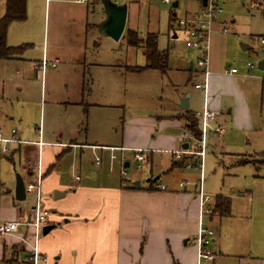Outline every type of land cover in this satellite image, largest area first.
Segmentation results:
<instances>
[{
  "label": "crops",
  "instance_id": "obj_1",
  "mask_svg": "<svg viewBox=\"0 0 264 264\" xmlns=\"http://www.w3.org/2000/svg\"><path fill=\"white\" fill-rule=\"evenodd\" d=\"M36 1L41 6L40 24L46 28L44 36L47 42L51 37V23L52 37L56 39L61 32L59 25L62 20L59 17L65 15L66 21L77 27L73 37L85 42V54L82 51V54L78 55L81 57L80 62L70 58L67 70L58 72L67 79L65 89H41L40 123L36 126L35 135L30 129L19 132L16 126L6 127L8 125L6 120L14 121L18 115L9 112L2 116L0 130L6 137H11V130L16 129L22 143L9 145L12 156L2 154L0 156L9 158L14 165L15 155L22 159L25 157L23 169L26 179L20 175L25 185L36 181L38 174V170H31L28 167V162L35 166L41 162L43 192L64 194L59 195V198H63V203H60V200L58 205L52 204L56 209L53 211L56 219L47 226L57 225L56 228L59 227V231L67 236L73 255L70 264H199L198 248L193 245L192 240L200 228V223L205 228L212 229L211 225L215 221L221 222L222 219L229 218L230 213L222 214L220 209H212L211 215L202 216L198 197L201 191V172L195 186L196 192H190L189 189L194 190L190 184L179 182L181 170H188L185 169L188 157L179 160L175 158L174 152L197 150V146L193 147L191 140L186 137V134L191 135L187 129L188 114L196 116L201 129V115L199 117L197 113L199 108L197 98L200 96H194L193 89L195 92H202L203 108L207 99L211 110L221 112L222 120L217 123L219 122L225 129L224 134L227 140L229 139L226 144L229 148L234 149L241 145L239 137H235L237 134L232 129H237L238 132L253 130L249 98L240 87V81L244 77L226 74L225 67L211 70L208 91L205 92L195 88L196 84L204 81L203 70L201 71L197 64H190L188 69L178 65L172 66L169 51L160 49L161 52L168 53L166 72L151 69L137 72V67L148 66V61L145 66H137L124 57H117L114 59L116 63L111 64L98 62L88 55L90 51L88 44L93 46L92 50L95 48L99 50L104 39L111 40L99 33L100 24L106 19L102 0H88L86 3H77V0ZM136 1L139 0L115 2L118 5H128L126 28L120 41L115 42L117 44L127 36L128 24L131 31L137 32L131 20V9L138 4ZM193 1L200 5L199 9L204 6L203 0ZM30 2L31 0L26 1L27 14H32L37 20L35 11L38 7L33 5L29 11ZM52 3L56 5L70 3L81 8L79 13H73L59 6L52 8ZM178 3L180 6L179 0ZM6 5L7 0L0 19L6 13ZM196 14H189L186 18H193ZM171 17L170 15L169 28L174 32L175 39L177 33ZM27 19L28 16L25 21L15 23L26 25ZM220 25L224 26L225 23ZM17 34V30H11L10 25L7 34L9 46L18 47L13 46L18 44L15 43ZM95 34L98 38H95L97 37ZM184 34L186 35L185 32ZM21 42H24L23 37ZM128 47L133 51L142 49L146 59L142 47L134 48L129 45ZM48 52L49 48L44 49L42 61L49 62ZM21 61H24L22 55L12 61H0V65ZM56 61L59 64L52 69L60 66L61 61L58 57L52 62ZM123 63H126V66ZM45 74L46 71L42 72L43 76ZM164 77L168 79L169 90L163 87L155 89L159 98L157 104L140 106L141 109H138L126 103L129 95L138 94L143 98V93H140L142 91L133 87L135 82L147 79L149 82L159 84V81L164 82ZM193 80L197 81L193 83ZM131 81L132 87L129 86ZM142 98H139L138 102ZM183 99L188 100V108L185 110L181 108V105L187 106L185 103L182 104ZM25 102L23 101V104H26ZM228 105L231 107L228 108ZM224 109L230 117L223 116ZM18 117L21 118L19 123L26 121L24 117ZM138 150L144 151V161L136 159ZM85 152L91 153L94 158L93 164L87 165L89 171H92L89 178L88 175L82 178V171L79 170L81 166L78 169L76 166L65 168L64 163H61L66 158L73 160L78 158L79 164L82 165ZM230 155L234 157L233 159L252 156ZM98 157L101 158V165L96 164ZM133 162L143 163L150 171L147 185H142L138 174L131 177V184L128 185L123 179L116 181V175L112 170L118 166L121 174L123 163L129 168ZM99 166L100 168L95 169ZM77 175L80 176L78 180ZM137 183L139 186H136ZM158 186H164L165 190H160ZM2 187L0 184V189ZM222 199L225 198H217L216 204L222 203ZM31 200L32 207L34 200L33 198ZM208 207L209 204L206 208ZM28 214L29 210L23 211V214L21 212L23 217L17 218H28ZM205 216L209 218H204ZM205 219L209 221L208 225L205 224ZM213 229L214 247L211 249L215 259L212 264H264V241L258 243L256 247L246 246L240 237L219 233L214 227ZM14 236L17 244L22 243L20 242L22 234ZM49 237L47 235L40 240V250L44 257L51 245ZM6 247L5 245L1 253L3 264H6L9 251L13 252L12 248L7 251ZM29 249L28 244H23L22 250L26 257Z\"/></svg>",
  "mask_w": 264,
  "mask_h": 264
},
{
  "label": "rangeland",
  "instance_id": "obj_2",
  "mask_svg": "<svg viewBox=\"0 0 264 264\" xmlns=\"http://www.w3.org/2000/svg\"><path fill=\"white\" fill-rule=\"evenodd\" d=\"M111 1L115 3L117 1L122 2L123 0ZM215 1L223 10V14L219 17L217 25L214 26V31L211 33V70L219 67H225V70H229L236 67L242 71L248 61L257 62L261 55L259 40L264 37V8L259 6L261 3L257 1L254 2L259 5L249 0H245L244 2L242 0L235 2L232 0ZM136 2L138 4L134 5L131 9V20L135 30L138 32L139 38L144 40L149 32L159 33V49L169 51L170 65L183 66L184 69H188L190 68V64H197L198 58L202 56V53L187 48V36L179 27L178 21L186 19L189 14H198L202 9H199L200 5L193 0H179L180 6L174 9L172 5L165 4L163 0H143L141 2L139 0ZM31 6L38 7L35 11L37 20L34 19L32 14H27L26 25L11 24V30L16 29L19 34L16 35L15 39V43L18 44L13 46L25 47L22 54L24 61L0 65V124L3 122L2 116L12 112L15 115L24 117L26 121L19 123L18 121L21 118L17 116L14 121L10 122L6 120L8 123L6 127L16 126L19 132L30 129L33 135H35L36 126L40 123L41 89L63 90L66 88L67 84L65 82L67 79L63 78L58 72L67 70L66 67L69 66L70 58H75L80 62L81 57H78V55L82 54V51L85 54V42H81L80 39L76 40L73 37L77 27L67 22L65 15L59 17L62 20L59 25L61 32H59V36L56 39L52 37L53 24L51 23V37L47 42L44 36L46 28L40 24V3L36 0H31L29 11L31 10ZM55 6L73 13H79L81 8V6L70 3H63V5L52 3L51 7ZM4 10L5 0H0V15L4 13ZM171 14L175 15L172 19L177 33V38L175 39L173 38L174 32L169 28ZM41 18H43L42 14ZM220 23H225L224 26L229 33L224 34L220 32ZM130 28V24H128L126 34ZM95 35L97 36V34ZM20 36L23 37L24 42H21ZM95 38H98V36ZM123 39L119 44L104 39L99 50L98 48L92 50L93 46L89 43L88 49L90 51L88 55L90 58H94L101 63H116L114 59L124 57L128 58L134 65L145 66L147 60L143 56L142 49L135 51L129 49L125 41L127 40V36ZM242 45H247L249 50L243 51ZM46 48H49V62L58 57L61 64L57 69L49 67L43 76L41 70L35 69V65L42 61L43 51ZM123 65L126 66V63H123ZM199 68L201 71L203 70V67L199 66ZM255 73L261 75L260 72ZM194 80L193 83L197 81ZM167 81L168 79L164 77V82L159 81V84L149 82L147 79L135 82L133 87L139 88L142 91L140 93H143V98L135 92L137 95H129L126 103L138 109H141L140 106L157 104L159 98L155 89L163 87L168 91L169 87L167 84L169 82ZM240 82V87L246 92L242 93L249 98L253 130L249 131L247 129L238 132L237 129H232L237 134L235 137H239V141H241V145H237L234 149L229 148L226 144V141H229V139L227 140L224 133L222 135L215 134L214 132L208 133L207 155L203 170V191L206 195L213 198V202L210 205L212 209H215L217 198H225L231 202L230 217L222 219L221 222L215 221L211 225V228H216V231H219V233H229L240 237L244 245L256 247L258 243L264 241V167L258 169L254 164L239 165L237 162L243 160L251 161L256 159L254 157L255 154L264 152V83L260 79L253 78H243ZM132 83L133 81L130 82V87H132ZM189 86L191 87V85ZM22 88L23 90H21ZM21 93L22 95H19ZM193 94L194 96H200L197 98L199 103L197 113H199L200 117L204 103L203 94L202 92H195L194 89ZM139 98L142 99L138 102ZM23 101H26V104H23ZM230 107L231 105H228V108ZM222 113L224 117H230L225 109ZM218 114L217 121L220 122L222 115L221 112ZM189 139L191 140V145L195 147L196 142L190 134ZM230 154H234L235 156H252L233 159L234 157ZM98 158L101 161V158ZM15 161L16 164L14 165L9 158L0 156V184L4 187L0 189V224L6 221L17 220L19 216L23 217L21 216V212L23 214V211L31 208V197H28L25 202H18L15 199L16 176L22 175L26 179L23 169L26 162L25 157L23 156L22 159L15 155ZM93 161L94 158H92L91 153L85 152L82 157V165L79 164L78 158L74 160L66 158L61 163H64L63 166L65 168L76 166V169H78L81 166L79 170L82 171V178L87 175L89 178L92 171H89L90 168H87V165L93 164ZM91 167L93 168V166ZM97 168H100V166L95 169ZM30 169L32 170V168ZM121 170V174L120 167L118 166L115 167L114 171L112 170L116 175V181L119 182L120 179H123L128 185L131 184V177L138 174L142 185H147L150 171L147 170L143 163L133 162L129 168H126L125 163H123ZM123 171L126 172V176H123ZM199 172L198 168L189 171L182 169L179 173V182H187L194 188V190L189 189L190 192H196L195 186L199 181ZM62 199H55V192L48 194L43 192V206L50 212L49 223L53 219H56L55 214H53V211H56V209L52 207V204L58 205L60 200V203H63ZM204 218H209V216H205ZM208 222L205 219L206 225H208ZM55 226L57 227V225ZM55 228L48 233L51 245L45 256L46 260L40 264H70L71 259H73L67 236L59 231V227ZM20 233L24 235L26 229L22 227ZM43 233L44 231L40 234V240H43L47 236ZM14 235L0 236V264H3L1 253L5 245L7 246V251L11 248L13 249V252L10 250L7 255L6 264H28L27 257L22 250L23 244H17V239ZM232 250L235 249L232 248Z\"/></svg>",
  "mask_w": 264,
  "mask_h": 264
},
{
  "label": "built area",
  "instance_id": "obj_3",
  "mask_svg": "<svg viewBox=\"0 0 264 264\" xmlns=\"http://www.w3.org/2000/svg\"><path fill=\"white\" fill-rule=\"evenodd\" d=\"M88 0H77V3H86ZM149 1V0H144ZM178 0H163L165 4L173 5ZM237 1V0H232ZM245 0H242L244 2ZM250 1V0H249ZM256 4V3H255ZM259 5V4H256ZM264 8V0H261V5ZM223 14V10L219 7L215 0H208L206 6H203L201 11L196 14L193 18H186L178 21L179 27L186 33L187 41L186 46L189 49L199 50L202 56L198 58L197 65L203 67L204 81L200 84H196V89L208 91L209 79L211 76V33H213L214 26L217 25L218 18ZM220 25V24H219ZM220 32L227 34L229 33L227 28L220 25ZM259 43L261 45V55L257 62L248 61L243 70L238 68H231L225 71L229 75H238L244 78L260 79L264 82V68L261 69L259 64L264 63V37L260 38ZM59 64L56 62H48L43 60L40 64L35 66V69L45 72L49 67L56 68ZM255 72H260L261 75ZM219 114L210 109L207 99L204 104L203 112L201 114V137L195 139L197 150H182L176 151L175 158L183 159L188 157V162L185 164V169L191 170L198 168L201 172V191L198 195L200 200V208L202 210V216L204 214L211 215L212 208L210 207L213 202V198L206 195L202 191L203 187V170L204 161L207 155V137L208 133L214 132L215 134L222 135L225 132L224 127L217 123ZM189 139V134H186ZM18 132L16 129L11 130V137H6L0 130V154L12 156V152L9 148L10 144H21ZM41 144V143H40ZM95 150V148H93ZM143 150H138L135 157L138 161H144ZM198 158V159H197ZM100 159L96 158V164L100 165ZM29 167L38 170L37 179L34 182L25 185L26 198H33V206L29 209L28 218H18L14 221H6L0 224V236L4 235H18L21 228L26 229V233L20 238V242L28 244L30 247L29 254L27 256L28 264H40L45 261V257L40 250V234L43 229L48 225L50 212L43 206V188H42V163L40 162L37 166L33 163H29ZM123 176H126V172H122ZM77 180L79 175H77ZM184 185V184H183ZM182 185V186H183ZM160 190H165L164 186H158ZM209 204L208 209L206 206ZM215 232L212 229L205 228L200 223V228L193 238L192 243L198 248L199 264L202 262L212 264L215 256L211 249L213 244V237Z\"/></svg>",
  "mask_w": 264,
  "mask_h": 264
},
{
  "label": "trees",
  "instance_id": "obj_4",
  "mask_svg": "<svg viewBox=\"0 0 264 264\" xmlns=\"http://www.w3.org/2000/svg\"><path fill=\"white\" fill-rule=\"evenodd\" d=\"M27 0H7L6 13L0 19V61H12L20 57L24 50V46L12 47L7 43V34L9 27L12 23L23 22L27 18ZM255 3L257 1L261 3V0H250ZM171 19L173 16L171 14ZM158 34H148L144 40L139 38L137 32L128 31L127 32V42L128 45L134 48L142 47L144 49L146 59L148 61V66L144 68L137 67L136 71L140 72L145 69L158 70L160 72H166L168 70V53L161 52L158 48ZM187 129L191 133L192 137L195 139H200L201 129L199 127V121L193 114H188L187 116ZM251 161L243 160L237 162L239 165L254 164L256 168L264 167V152L255 154ZM257 161V162H255ZM254 162V163H253ZM222 203H217L216 209H220L222 214L230 213V202L227 199H222Z\"/></svg>",
  "mask_w": 264,
  "mask_h": 264
},
{
  "label": "water",
  "instance_id": "obj_5",
  "mask_svg": "<svg viewBox=\"0 0 264 264\" xmlns=\"http://www.w3.org/2000/svg\"><path fill=\"white\" fill-rule=\"evenodd\" d=\"M207 2L208 0H203V5L206 6ZM102 3L106 14V19L100 24L99 33L102 37H107L114 42H119L126 28L128 5H118L111 0H102ZM172 6L174 9L178 8V1H175ZM242 50L246 51L247 46L242 45ZM259 66L261 69H263L264 63L261 62ZM184 103L187 106L181 105V108L185 110L188 108V100L183 99L182 104ZM186 147L185 149H187ZM136 186H139V183H137ZM59 195L64 196V194L61 192H55V199H58ZM15 199L19 202H24L26 200L25 182L20 175L16 176ZM55 227L56 226H46L43 230V234L48 235V233H50Z\"/></svg>",
  "mask_w": 264,
  "mask_h": 264
}]
</instances>
